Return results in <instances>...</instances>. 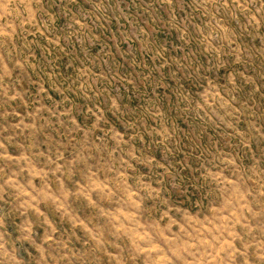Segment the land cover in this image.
I'll use <instances>...</instances> for the list:
<instances>
[{
	"label": "rangeland",
	"instance_id": "374dc122",
	"mask_svg": "<svg viewBox=\"0 0 264 264\" xmlns=\"http://www.w3.org/2000/svg\"><path fill=\"white\" fill-rule=\"evenodd\" d=\"M0 264H264V0H0Z\"/></svg>",
	"mask_w": 264,
	"mask_h": 264
}]
</instances>
